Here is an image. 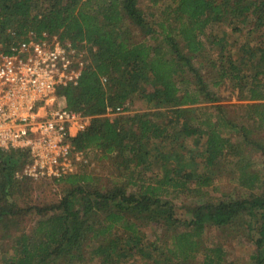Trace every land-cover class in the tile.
Instances as JSON below:
<instances>
[{
  "label": "trees",
  "instance_id": "obj_1",
  "mask_svg": "<svg viewBox=\"0 0 264 264\" xmlns=\"http://www.w3.org/2000/svg\"><path fill=\"white\" fill-rule=\"evenodd\" d=\"M170 1L156 25L170 50L164 53L135 41L133 30L154 35L138 0H0L4 51L43 33L86 48L77 84L57 93L69 111L89 118L70 140L81 165L71 175L47 180L62 188L55 203H33L34 181L23 175L26 151H0V238L12 244V254L0 257V264H74L88 258L100 264H195L198 254L201 264H231L207 248L202 235L207 227L237 225L254 235L251 261L264 264V178L239 159L249 146L264 160V0ZM222 24L245 33L243 64L249 70L243 79L237 59L223 58L228 45L221 44L218 60L224 62L213 86L226 76L236 81L251 126L217 118L205 105L193 107L217 103L195 62L206 51L207 31ZM207 60L216 66V59ZM137 99L156 111L107 116ZM214 108L220 115L221 107ZM223 126L231 128L232 138L222 134ZM152 158L159 161L157 175L147 174ZM227 159L250 194L195 206L187 210L188 219L177 218L168 192L207 184ZM93 161H107L110 178L92 174ZM191 162L193 170L185 171ZM154 218L163 222L147 242L142 226Z\"/></svg>",
  "mask_w": 264,
  "mask_h": 264
},
{
  "label": "built area",
  "instance_id": "obj_2",
  "mask_svg": "<svg viewBox=\"0 0 264 264\" xmlns=\"http://www.w3.org/2000/svg\"><path fill=\"white\" fill-rule=\"evenodd\" d=\"M2 46L0 151H26L29 162L23 175L33 181L75 173L82 156L70 140L86 129L89 118L69 111L57 92L77 84L86 51L46 33L30 35L8 51ZM122 112L123 107H117L107 116Z\"/></svg>",
  "mask_w": 264,
  "mask_h": 264
},
{
  "label": "rangeland",
  "instance_id": "obj_3",
  "mask_svg": "<svg viewBox=\"0 0 264 264\" xmlns=\"http://www.w3.org/2000/svg\"><path fill=\"white\" fill-rule=\"evenodd\" d=\"M171 4L170 0H160L158 3H154L152 0H138V7L144 12L148 24L152 26L154 30V35H145L138 30H133V36L135 41H143L149 44L152 48L157 49L162 52H169L167 46L164 43V39L159 37L157 34L160 33L156 25L162 21L164 15V9L166 6ZM245 30V29H244ZM212 34L210 39L209 34ZM206 41V51L200 54V58L196 59L195 66L199 67L201 73H203L204 80L208 83L211 88V91L214 92L217 96V103H208L193 106L194 108H199L205 105L209 108V112L215 115L217 118L223 116L226 120L234 122L237 127L251 126V122L246 120L244 107L247 102L241 101L240 99V88L234 86V81L230 76H226L221 81L213 86L215 82L219 81L220 75V65L224 60L219 61L218 55L219 50H221V44L228 45L223 51V58L230 54L231 59L235 60L237 63L238 69L241 71L239 74L246 78V73L249 69L244 67V61L246 60V50L242 49V46L246 42L245 33H232L229 26L225 24L218 25L216 28L213 27L210 31H207V36L203 38ZM210 40H217L218 44H210ZM232 47V48H231ZM240 47V49H239ZM239 49V50H237ZM86 48L83 49L85 51ZM170 56V55H169ZM207 58L216 59V66H211ZM218 80V81H217ZM239 84V83H238ZM128 109L122 112V115H134L136 113H153L156 110H148L143 107L144 103L137 99L134 100L131 104L126 105ZM214 106L221 107V114H217L216 108ZM166 112V111H164ZM115 115V114H114ZM111 115L110 117H113ZM121 116V113L119 114ZM222 134L228 138H232L234 133L231 131V128L223 126L221 129ZM264 134V130H262ZM235 143L238 142V139H232ZM92 158V156H91ZM189 156H186V162L191 161ZM236 159V158H233ZM242 160V164L247 160L251 166L252 170L258 173L259 177L264 178V160L259 151L252 149L249 146H246L241 151L239 157ZM232 160H226L224 167L213 174L214 179L210 180L207 184L197 186L195 183L189 185V191H178L173 192L169 191L168 201L175 206V212L177 218L188 219L189 213L187 210L195 206H202L204 204H211L217 200H236L241 199L246 195L248 196V190L243 188L239 182L235 179L236 173L234 170L235 163L231 162ZM81 161L76 162V170L81 165ZM93 168L89 170L94 175L103 176L110 178L112 169L110 170L109 164L107 161H93ZM231 162V163H230ZM151 169L147 174L157 175L159 169V161H155L154 158L151 159ZM109 165V166H108ZM194 168L193 163H189L188 167L185 168V171L191 172ZM229 170V171H228ZM226 172H228L226 174ZM50 181H34L33 187V203L36 205H46L55 203L61 196L62 188L56 184L49 183ZM134 190H130L132 192ZM255 194H258V190L255 191ZM32 222L36 221V218L33 217ZM158 222H163L161 218H154L153 221H150L148 224L142 226V234H145L147 242H153L157 233L160 232V227L156 224ZM254 239L253 233L248 232L240 225L233 228H210L207 227L203 232L202 240L204 245L207 248L219 251L223 255L225 261L230 262L231 264H254L250 257L254 253V246L252 240ZM11 240L1 239L0 238V257L7 258L12 254L11 250ZM95 246V243L91 242L89 247L92 248ZM216 253V252H215ZM149 254V251H147ZM202 255H197L195 264H201ZM143 262V261H142ZM140 262H138L139 264ZM74 264H100L99 259H86L80 263ZM137 264V263H134ZM140 264H150L149 261L144 260Z\"/></svg>",
  "mask_w": 264,
  "mask_h": 264
}]
</instances>
